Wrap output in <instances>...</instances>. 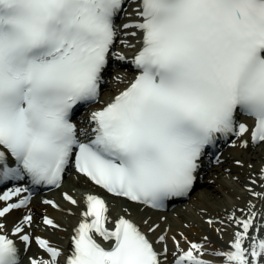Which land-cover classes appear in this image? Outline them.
I'll return each instance as SVG.
<instances>
[{
    "label": "bare ground",
    "instance_id": "obj_1",
    "mask_svg": "<svg viewBox=\"0 0 264 264\" xmlns=\"http://www.w3.org/2000/svg\"><path fill=\"white\" fill-rule=\"evenodd\" d=\"M129 22L135 26L119 29L114 53L118 64L126 67L143 40L138 19ZM133 76L129 71H117L98 104L87 112L86 122L93 111L109 103L125 88ZM247 125L237 135L240 139L224 152L206 174L200 189L190 197L196 196L193 207L181 210L182 203L172 214L151 212L108 196L84 177L70 173L50 196L33 200L25 209L0 215V234L22 242L18 251L21 264H55V256L63 252L67 255L65 264H75L77 257L71 249V238L76 228L85 224L89 197L97 196L106 199L105 234L96 235L100 241L112 240V231L119 221L127 219L139 224L145 233L154 234L152 240L158 247L160 264H193L195 259L199 260L197 264H264V142L252 143ZM12 198L8 200L0 194V207ZM166 231L169 236L164 249L159 242ZM178 237L184 241L173 246ZM235 250L243 253L242 260L229 256ZM184 255H190L191 260H184Z\"/></svg>",
    "mask_w": 264,
    "mask_h": 264
},
{
    "label": "rangeland",
    "instance_id": "obj_2",
    "mask_svg": "<svg viewBox=\"0 0 264 264\" xmlns=\"http://www.w3.org/2000/svg\"><path fill=\"white\" fill-rule=\"evenodd\" d=\"M219 186L217 185L216 186V188H218ZM195 202H196V196H194L193 198H191V199H189V201L188 202H186V203H184L182 206H181V210H186L188 207H193V206H195L194 204H195ZM170 214H172V213H170ZM185 230H186V232L187 233H189L188 231H187V229L185 228ZM44 231H46V230H44ZM190 234V233H189ZM206 234V236L207 237H209L210 238V234L209 233H205ZM168 233H167V231H166V233H165V235H164V237H163V240H161L162 241V244L164 245V247L166 248V244H167V238H168ZM153 237V233H151V238ZM184 240H183V238L182 237H178L177 238V241H175L174 240V245L173 246H177L178 244H179V242H183ZM62 256H64V254H59V256L58 257H55V264H61L62 263V260H63V257Z\"/></svg>",
    "mask_w": 264,
    "mask_h": 264
}]
</instances>
